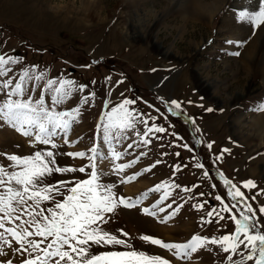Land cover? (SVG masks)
I'll list each match as a JSON object with an SVG mask.
<instances>
[{
	"label": "rangeland",
	"instance_id": "1",
	"mask_svg": "<svg viewBox=\"0 0 264 264\" xmlns=\"http://www.w3.org/2000/svg\"><path fill=\"white\" fill-rule=\"evenodd\" d=\"M209 2L0 0V55L18 58L17 63H9L0 71V84L10 80L14 85L25 68L35 65L36 75L43 72L44 77L25 80L27 94L39 98L43 92L46 105L52 107V94L61 86L60 81H73L74 85H64L66 95L58 98L54 107L59 111L76 109L68 143L63 134L55 139L58 149L30 145L28 138L0 121V165L9 168L6 155L51 150L64 153L55 157L57 166H94L102 183L115 184L117 197L123 196L134 205L121 206L117 199L113 213L106 214L110 218L107 227L118 236L117 230H123L126 236L120 238L132 249L159 255L170 264H224L228 254L215 245L177 259L171 251L139 239L147 234L165 243H186L192 235H229L234 225L229 214L220 213L216 200L220 196L225 204H232L221 176L245 193L264 225V215H259V207L264 206V138L252 137L251 132H255L246 127L251 118L264 114V110H258L264 108V82L258 73L264 59L261 38L250 64L245 62V52L251 41L261 36L264 25L253 29L236 19L243 9L256 10L257 0H223L210 17L195 11ZM33 84L35 91L31 90ZM81 86L83 92L79 91ZM3 97L0 92V102ZM125 98L136 101L130 107L144 119L127 130V138L119 144L106 143L102 126L97 128L100 115ZM173 99L181 103L178 116L168 111ZM153 123L165 131L145 136ZM93 144L97 146L96 158L90 161ZM109 144L123 153L119 159L111 156ZM130 144L132 147H128ZM78 151H84L85 157L67 155ZM130 161L135 163L122 172L114 171L117 164ZM91 170L86 167V172ZM129 176L135 178L128 180ZM72 178L87 176L78 170L54 173L49 181ZM249 179L256 187H241V182ZM134 184L143 187L136 185L127 194L123 192ZM157 184L161 185L160 192L155 190ZM165 192L168 198L159 205L165 207L164 213L142 214L141 208H151ZM138 196L142 197L139 203ZM173 209L175 214L165 220ZM239 211L230 208L237 218ZM208 212L213 215L209 217ZM221 215L225 218L220 219ZM260 231L264 234V227ZM8 239L9 245L0 246L4 253L0 264H22L29 258L28 252L15 251L19 246ZM106 250L111 249L93 248L96 253ZM238 251L247 250L241 245ZM239 258L233 254V259ZM245 264H255V257Z\"/></svg>",
	"mask_w": 264,
	"mask_h": 264
},
{
	"label": "snow or ice",
	"instance_id": "2",
	"mask_svg": "<svg viewBox=\"0 0 264 264\" xmlns=\"http://www.w3.org/2000/svg\"><path fill=\"white\" fill-rule=\"evenodd\" d=\"M236 19L238 22L249 23L253 29L264 25V0H257L256 10L239 11ZM17 62L18 58L15 56L0 55V71H3L9 63ZM36 72V66L32 65L30 69L25 68L20 73L14 85L10 80L0 84V92L4 93L0 102V121L28 138L30 145L42 144L50 146L51 149H58L59 145L55 143V139L59 134H63L65 143H68L67 135L76 109L59 111L54 106L57 105L58 98L63 99L66 95L64 85H74V82L60 81L61 86L55 88L52 94L53 106L50 107L46 105L43 92L39 98L27 94L25 80L39 81L44 77L43 72L39 75H36ZM47 83L51 85L53 81L49 79ZM31 90L35 91L34 84ZM79 91L83 92L84 88L81 86ZM135 103V100L125 98L110 110L101 113L97 128L100 129L102 126L106 143L115 141L119 144L122 138H127L125 132L133 129L138 120L144 119L142 115L134 114V110L130 107ZM188 103L192 102L188 101ZM170 105L169 112L177 116L181 114L180 102L173 99ZM164 131L163 127L153 123L144 135L147 136L148 132L163 133ZM196 131L199 132V129ZM177 139H180L178 135ZM183 146L188 148L187 144ZM108 150L115 159L123 155L120 151H115L111 144ZM89 151L92 155L88 156V160L92 161L96 158L97 146L93 144ZM63 154L51 150H37L31 155H6L9 168L0 165V230H2L0 246L9 245L8 237H10L15 245L19 246L15 251L29 254V258L23 259L22 264H170L169 260L159 255H150L145 251L132 249L130 243L120 238L126 236L123 230H117L118 236L107 227L110 218L106 214L113 213L117 199L124 207H132L133 203L123 196L117 197L114 191L115 184L102 183L101 176L94 166L85 165L78 169L57 166L55 157ZM67 155L83 158L86 153L78 151ZM133 163L135 161L117 164L114 171L122 172ZM196 166L202 167V165ZM86 167H92V170L86 172ZM77 170L87 178L49 181V177L54 173L69 174ZM134 178V176L127 177L128 180ZM221 180L228 186L227 196L232 201L229 206L220 196H216V200L220 203V213L229 214L234 225V231L229 235L211 238L192 235L186 243H165L147 234L141 235L139 239L171 251L177 259H186L190 253L196 252L199 248L215 245L222 253L228 254L224 264H245L253 257L255 264H264V234L260 231L264 225L257 219V212L249 203L245 193L223 176ZM241 187L254 189L256 185L249 179L241 182ZM155 190L160 192L161 185L157 184ZM60 196L63 197L62 200L57 199ZM167 198L168 193L165 192L151 205V208H141L142 214L157 216L158 213H164L165 207L159 205ZM141 199L142 197H136V202L139 203ZM252 199H255V196ZM167 207L171 208V205ZM230 208L240 209L239 218L231 215ZM174 214L175 209L164 219L167 220ZM207 215L211 217L213 213L208 212ZM259 215H264V206L259 207ZM224 218L223 215L220 216V219ZM241 245L247 250L246 253L238 251ZM94 247H108L111 250L96 253L93 251ZM3 254L0 251V255ZM233 254L240 258L233 259ZM7 264H11V261Z\"/></svg>",
	"mask_w": 264,
	"mask_h": 264
},
{
	"label": "bare ground",
	"instance_id": "3",
	"mask_svg": "<svg viewBox=\"0 0 264 264\" xmlns=\"http://www.w3.org/2000/svg\"><path fill=\"white\" fill-rule=\"evenodd\" d=\"M208 1H210L209 2V4L207 3L206 4V6H200V7H197L196 9H195V11H198V13H201V14H204V15H209V17L211 16V15H213L216 11H218V9L219 8H221V4H222V2H223V0H208ZM264 28V27H263ZM263 28H261L262 30L260 31V33H261V36L260 37H255L252 41H251V43H250V45H249V47H248V49H247V51L245 52V62H247V63H249V61H250V59H251V57H252V54H253V52H254V49H255V45H257L256 43H258V39H262V42H264V29ZM259 44V43H258ZM262 50V49H261ZM258 62V61H257ZM250 64V63H249ZM249 64L247 65V69L250 67L249 66ZM260 64V66H259V72L258 73H260V75H261V79H262V81L264 82V59L262 58V63H259ZM257 70V71H258ZM247 73H248V71H247ZM264 85V84H263ZM247 124L249 125V126H246L248 129H250V131H253V132H255V133H252L251 132V136L252 137H255V138H258V139H260V140H262L263 138H264V114H262V115H259V116H257L256 118H251L248 122H247ZM245 127V128H246ZM246 128V129H247ZM254 136H253V135ZM251 137V138H252ZM18 140V139H17ZM137 185V184H136ZM135 184L134 185H132V186H128V187H125L124 189H123V192L125 193V194H127L129 191H131V189H133L135 186H136ZM138 186V188H142L143 187V185H137ZM136 190V189H135ZM139 190V189H138ZM182 226V225H181ZM162 229V228H161Z\"/></svg>",
	"mask_w": 264,
	"mask_h": 264
}]
</instances>
